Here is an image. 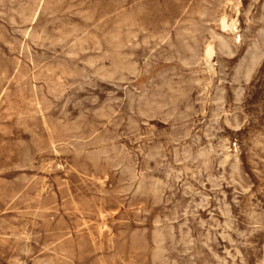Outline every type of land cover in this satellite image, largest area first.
<instances>
[{"label":"rangeland","instance_id":"rangeland-1","mask_svg":"<svg viewBox=\"0 0 264 264\" xmlns=\"http://www.w3.org/2000/svg\"><path fill=\"white\" fill-rule=\"evenodd\" d=\"M263 137L264 0H0V264H264Z\"/></svg>","mask_w":264,"mask_h":264},{"label":"bare ground","instance_id":"bare-ground-1","mask_svg":"<svg viewBox=\"0 0 264 264\" xmlns=\"http://www.w3.org/2000/svg\"><path fill=\"white\" fill-rule=\"evenodd\" d=\"M224 16V15H223ZM222 16V17H223ZM225 17V16H224ZM221 19V18H220ZM238 23V22H237ZM220 24V23H219ZM221 27V26H220ZM224 27H226L227 28V24H226V21L224 20L223 21V29H224ZM230 32V31H229ZM232 34V33H231ZM233 40V39H232ZM243 45V44H242ZM214 51V50H213ZM206 53V52H205ZM212 49L211 48H209L208 49V52H207V55H212ZM216 54V53H215ZM246 70V69H245ZM219 88V87H218ZM264 138V137H263ZM52 143V142H51ZM72 168V167H71ZM74 170V169H73ZM102 181V180H101ZM61 187V186H60ZM53 195V194H52ZM83 201V200H82ZM84 203V202H83ZM86 204V203H85ZM87 204H88V202H87ZM44 212V211H43ZM100 215V214H99ZM102 216V215H101ZM85 224V223H84ZM105 229V228H104ZM70 235V234H69ZM90 236V235H89ZM54 254V253H53ZM99 262V261H98ZM122 262V261H121Z\"/></svg>","mask_w":264,"mask_h":264}]
</instances>
